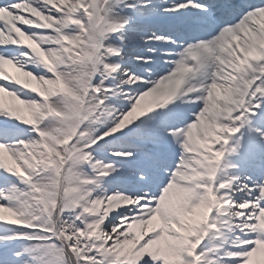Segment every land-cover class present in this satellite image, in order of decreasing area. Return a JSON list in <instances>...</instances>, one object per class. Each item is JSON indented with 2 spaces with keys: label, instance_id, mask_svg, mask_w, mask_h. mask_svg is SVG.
<instances>
[{
  "label": "snow or ice",
  "instance_id": "obj_1",
  "mask_svg": "<svg viewBox=\"0 0 264 264\" xmlns=\"http://www.w3.org/2000/svg\"><path fill=\"white\" fill-rule=\"evenodd\" d=\"M0 6L6 5L0 3ZM113 8L118 16H123L124 26L109 42L121 50L119 56L109 58V63L117 64L119 70L106 80L101 77L97 81L102 89L112 90L102 93L107 97L105 105L113 115L101 127V133L107 127H116L121 119L133 115L137 98L173 72L186 74V90L189 94H181L172 102L146 112L91 149L96 157L111 163L115 168L111 177L105 178L110 188L124 191L133 198L142 197L140 204L119 210L106 221L105 229L109 232L125 216L130 220L136 215H142L143 218L151 215V210L158 206L161 192L173 178L172 173L178 170V165L187 163L189 126L205 108L210 83L216 82L219 75L232 70L235 55L239 51L227 47L229 34H242L241 30L247 26L264 38V30L253 23V18L264 12V0H114ZM125 10L131 14L123 15ZM154 16L166 19L167 25L143 29L136 27L138 22H147ZM133 46L138 48V52L129 55L128 50ZM194 55L197 57L195 60L192 59ZM186 65L190 66L191 71H186ZM233 74L239 81L234 86L242 89V94L248 95V102L243 106H235L232 119L235 120L233 127L238 132L229 137L226 146H219L226 155L223 166L217 167L220 172L224 168L230 169L231 176L246 177L245 183L251 187L264 186V91H256L257 88L264 89V49L260 50L259 56L246 62L245 66ZM130 77L136 82L131 83ZM253 80L255 83L251 89L245 87ZM197 88L199 90H193ZM241 115L242 119L239 118ZM18 130L16 124L7 120L0 121V142H6ZM222 178L218 175L215 182L217 186ZM239 184V180L233 184V188L237 189L234 199L237 198ZM202 196L203 193L197 190L193 192L192 198L199 200ZM247 198L258 199V187ZM144 205L148 206L146 213L141 212ZM260 205L264 207V200H260ZM34 234L26 229L16 232L18 237ZM236 236L244 241H254L264 239V232L242 233L236 229L233 238ZM52 242L57 243L55 238ZM253 247L254 244L245 243L240 247L229 246L227 250L247 253ZM25 249L26 244L22 239L0 241V264H44V249L36 250L33 255H28ZM208 250V244H202L197 252ZM181 251L185 260L191 264L192 258L187 255V250L181 248ZM47 255L51 256L52 252H47ZM62 260L63 256L58 264H62ZM243 260V256H235L227 259L224 264H243ZM101 264H111V258L102 254ZM139 264L161 262L144 256Z\"/></svg>",
  "mask_w": 264,
  "mask_h": 264
},
{
  "label": "bare ground",
  "instance_id": "obj_2",
  "mask_svg": "<svg viewBox=\"0 0 264 264\" xmlns=\"http://www.w3.org/2000/svg\"><path fill=\"white\" fill-rule=\"evenodd\" d=\"M34 2V0H27L23 3V6L19 10H23L22 12H24V14L28 13L27 11L32 10ZM16 11L17 9H14L13 11L9 12L8 17L15 18L14 12ZM257 21L259 22L260 26H262L261 30H263L264 19ZM0 35H3V33H0ZM245 42H247V46H245ZM235 47L239 48V51L234 58V65H237L241 59H239V56H247L252 52L256 53L257 51L264 49V38L259 37L255 32L251 30L246 35L241 37V41ZM9 52L6 53L12 55V53ZM252 56H255V54H253ZM0 61H7L6 64L9 66V68L14 67L15 64L13 60L5 59L2 56H0ZM234 65L230 73H227V76L224 73V76H226L224 84L227 80L235 77L233 73L237 71V66ZM18 66H21V62L19 61L16 62V67ZM185 68L186 71H191L190 66L186 65ZM178 76L180 80H178ZM175 80L178 81L179 88H185L188 84L186 74L181 72H173L169 76L161 78V80L157 82L155 87L150 89L144 95L148 99L154 100V104L149 107L146 112L152 111L157 107L165 105L164 99L169 95L167 94L170 90L169 88H173V86L176 84ZM0 82L5 85L4 91H0V99L2 102L10 101L16 95H18L17 92L10 93L8 91L11 86L10 83H7L1 79ZM214 85H217V87H214ZM219 85L222 86L223 84L220 83ZM219 90L222 91L221 96H219L218 94ZM234 91L237 92V88L234 89L229 87L228 85H223L222 87H220V89H218V83L211 84L208 89L209 95L207 94L205 97V108L200 113L198 120L189 126L187 132V163L180 164V166L183 169L194 173L196 179L211 182L212 177L214 176V171L207 163L206 159L210 155L218 158L220 155L225 154V151L221 150L219 146L222 144L225 146L227 145L225 144V140L222 136V133H224L222 125H228V119H231L232 122V113L235 108H230L229 104L230 102H232L231 100H239L237 95L234 96ZM256 91L260 92L262 91V89L257 88ZM185 92L188 93L187 91ZM24 97L26 99L32 98L30 99L31 103L29 105H31V109L34 110V113H36L37 116L45 112L46 109L41 103V98L36 93L32 97ZM225 112L229 114L231 113V115L226 116L228 119H226L225 115L221 116V114ZM3 115H5L4 110L0 109V117H2ZM135 119L137 118L132 115L127 119H121L120 123L116 127L110 129L108 133L109 136L114 134L115 132L120 131L121 128L127 127L130 123L134 122ZM212 125L217 129L216 134L212 129ZM18 129L19 130L13 137L6 140L7 144L4 145L6 147L2 150V157L0 158V160L4 162L5 169L10 170L16 174H24L31 178H34L37 174H34L33 170H35L36 166H38V164L40 163L42 152L38 146L33 131H29L25 126H19ZM226 129L232 131L233 127H231L230 129L229 127H226ZM20 141H24V143H20ZM92 161L95 164H100L98 167L93 168V172L102 173L103 171H105L104 167L107 166V164L104 162V164L101 165V163L103 162L101 158L98 159L94 157L92 158ZM24 162H27V166L29 167L28 169L22 168L21 165H23ZM5 173L6 172L3 169H0V176ZM173 178L175 177L173 176ZM86 181H89L86 186L95 185L97 183L90 182V180ZM5 185L10 187H14L13 185H16L17 189L14 190L11 188L10 193L14 192L13 197H11L7 193H5L3 197H0V207L6 205L8 207V213H11L15 207H18L19 215L29 220L28 223L33 225L35 217H38V215H40V212L37 206L30 200L32 198V196H30L32 195V192L28 191V184L25 181L20 180H8L0 184V186L2 187H4ZM170 185H168L166 189L169 194L171 188ZM104 189L105 190L98 196L96 194V191L91 188L88 189L87 195L84 191L83 200L87 201V204L84 207H86L89 211L108 213L114 211L116 208L122 205H126V208L133 206V204L131 203L132 200L125 198H117L110 202V198L113 197L116 192L121 190H113L108 186L107 181L105 182ZM197 190L205 191V189L199 186L197 187ZM209 191L210 190H208L207 192ZM171 195L174 196L173 194ZM243 196L245 197L246 194H244ZM190 198V193L186 195L184 193L183 195H181L180 202L184 203L187 201V199ZM15 199L18 201H16ZM132 199L135 198L132 197ZM6 201H9V203H7ZM197 202V205L193 204L192 208L190 205L189 207L181 209L177 205L176 208L177 210L180 209L181 217H175L171 215L170 212L166 209V201L161 200V205L155 208L154 212H151V215H149L151 216V218L148 220V225H153L154 222L157 221L158 223L162 224L163 230H167L169 229V226H167V224L165 223L167 220L174 223L180 222L177 227V229H180L179 233L183 236H190L194 238L196 237V233L190 230V225L205 227L207 222L209 221L210 214L213 213V204L210 197L205 200L199 199ZM182 203H179V205H182ZM236 210L237 209L232 211ZM255 210H257V212H260L258 208H256ZM183 211H186L189 214H195V220L186 218ZM143 213H146V211L144 210ZM137 217L138 215L133 216L129 220V217L125 216L120 220V223L118 225H116L115 227L110 226V232L105 229V224L100 225L97 229H93L89 224L81 219V216L80 218H77V216L72 215L68 217V219L60 217L61 227L59 231L64 234V240H67L71 243V252L75 253L76 256L79 257V264H101L102 254H107V256L111 258V261L113 263V260L123 259L124 256L134 251L136 247L138 248L140 246H143L145 236L141 235V233H138L139 223L136 222ZM28 218H30L31 220ZM215 223L217 225V228L211 231L210 236L214 240H216V249L228 248L231 243H233L232 247H240L245 243V241L241 240L239 236L233 238V232L238 229V225L241 223L240 221H235V229L233 232L224 233L220 232V230L223 229L220 226L221 219L217 215H215ZM48 234L50 235H46L42 240L44 242L53 244L51 228L48 231ZM222 234H225L226 236L224 237L222 236ZM5 239H8V237L4 234H1L0 241H3ZM106 239L108 243L104 247L100 248L99 243L103 240L106 241ZM247 243H252L256 246L259 245L258 240L248 241ZM52 244L47 245L46 248L52 250ZM57 248L61 250L59 247ZM53 250L55 249L53 248ZM221 256L223 257L224 262L227 259L232 258L228 254ZM259 256L263 258L264 252L259 251ZM62 264H65V261H62Z\"/></svg>",
  "mask_w": 264,
  "mask_h": 264
},
{
  "label": "rangeland",
  "instance_id": "obj_3",
  "mask_svg": "<svg viewBox=\"0 0 264 264\" xmlns=\"http://www.w3.org/2000/svg\"><path fill=\"white\" fill-rule=\"evenodd\" d=\"M43 1H44V3H43L44 8H46L47 11L51 12L52 15H49V13L46 14L44 11L36 12L35 15H37L38 19H41L42 21H44L46 23L45 25L48 26L49 28L53 29L55 32L52 34H49V33L37 34L39 36V39L38 40L34 39V43L39 44V47H41V52H42L43 56L45 57V59L52 62L51 64L55 65L56 67H57L56 61H55L54 57L52 56V54L50 53L49 49H57L58 48V49H60L61 52H63V50L61 49V47L59 45L62 43L68 44V43H70V41H72L73 42L72 46H74V48H75V53H73L72 50H70L71 52H70L69 56H73L76 59L84 61L85 64H89V62L87 60H85L84 56H85V54H90V55L94 56L95 51L93 49L85 47V45L89 44V42L98 40V36L100 33L98 31H96L94 33L89 32V23L91 24V27H93L95 22L99 21V24H102L100 27H105L104 26V24H105L114 33L115 24H117V22L120 23L119 21H124V19L116 18L118 15L115 13L113 5H110L108 7V9L107 8L104 9V6L109 4L108 0H43ZM91 6H92V8L97 10V18H95V20H92L91 17L88 15V12H87V9ZM55 7L65 11L68 14V16L67 17L60 16V15L54 16L53 13H56ZM109 13H110V15L113 14V17L110 18ZM122 14L128 15L126 12H124ZM118 17H120V16H118ZM73 18H76V20H74ZM72 21L78 22V24L75 25L74 27H71ZM29 23H35L38 26L43 25L42 22L37 21L36 19L31 20V22H29ZM134 34L135 33H130L129 35H134ZM112 36H113L112 34H109L108 36H106L104 38V40L102 42V50L104 52H108V53L107 54L106 53L105 54L100 53V55L97 59L98 74L96 75V77L94 79L95 81L94 80L92 81L91 88H93V85H97V81L100 80L101 77H103V71H101V68L102 69L103 68H105V69H111L112 68V63L108 62L106 66L104 63H101V61L104 60L105 55H107V58L109 61V58H111L110 53L113 51V49L114 50L117 49V46L108 47L109 42H110V38ZM115 42L117 43L119 41H115ZM78 52H79V54H77ZM137 52H138V48L136 50H134L133 53H130L129 55H134ZM63 53H65V52H63ZM24 61L28 62L29 64H33L36 69H30L29 72L26 70V72L29 73L26 76L21 74L22 81L25 80L26 81L25 83L27 85H29L28 87H31V88H33L37 91H40V92L44 93L45 95H47L46 97H48L49 99H46L44 101V105L47 106L48 109L45 112H43V114L37 116L36 113H34V110L31 109V105H29L31 103L30 100L26 101L25 99H22L21 100L22 102H21V101H17L16 99H14L8 105L3 103L6 106V108H5L6 116L10 115L15 120L19 119V122H21L27 126L31 125L30 128L32 130H34L39 136H41L42 142H44L45 145L54 144L59 149V153H58L59 156L62 157L64 149H62L61 147H58V146H59V144H64L63 141H64L65 137H70L69 134L66 132V130L71 132L74 129H77V133L75 135L76 139L74 140V144H75L78 141V136L81 134V127L85 122L88 125L89 124H95V123L98 125H102V124L106 123V121L109 118V115L106 116L105 118H97V111L103 105L101 103L90 102L91 98H90L89 94L92 92H97V93H100L102 95V93H108V92H105V91L101 92L99 87H96L95 89H91L90 86L89 87L86 86L87 81H85V77L82 75V73L80 74V77H79L80 88H79V90L74 89L69 84H66L67 82L65 81V79L63 77H61L59 75V73H56L55 76H53V74H51L49 72H43L40 69V67L38 66L36 61H27V59H24ZM50 69L52 70V72H55V70H56L54 68V66L51 67ZM15 71H16L17 75L19 76L20 70H18V69H7L5 71L0 70V73H2L1 75H3L5 78L9 79L13 75V73H15ZM34 72H38L40 74L39 75L40 79L39 80L37 79L38 82H35V79H34L35 76L33 75ZM103 78L106 80L108 77H103ZM134 80L131 83H135L136 81H134ZM62 92H66L70 96L75 97L77 100L74 103H69V104L64 103L63 110H61L60 108H57L56 105L53 103V99L55 97H58V96L62 97L60 95ZM152 103H154L153 99L150 100V99L145 98L144 96L141 97L138 100V102H136L134 114L137 116L139 113L144 112L146 110L145 109L146 106H148ZM54 114H60L61 116H63L64 119H66L69 123H71L70 126L64 127L63 123L55 121L54 120L55 117H53ZM35 118H37V119H35ZM90 118H92L91 121H89ZM94 118L98 119V121L93 122ZM42 121H53V122H55V124H56L55 131H53V132L41 131V124H39V122H42ZM36 124H39V125L36 126ZM35 126H36V128H35ZM62 132H65V134L61 135ZM43 133H44V135H42ZM47 133L48 134L52 133L53 136H49ZM36 138H37V142L40 143V138L38 136ZM79 145L85 146L83 144H79ZM40 148H41L40 150H42V153H44L42 147H40ZM51 152H52L51 150L50 151L47 150L46 154H45V158H44V171L46 173H48V170L51 167H53L55 170V169H58L60 166L59 160H56L55 158L52 159L50 157ZM78 159L87 160V153H86V156H84V157L78 156ZM24 164H26V166L28 165L27 162H24ZM24 164L21 165L23 169L25 167ZM25 168L28 169V167H25ZM110 170L115 171V168L113 165L110 167ZM36 172L38 173V171H36ZM47 180L49 182L53 181L54 175L50 173ZM59 182H57V180H56V182H54V183L59 184ZM58 193H59V188L57 187L55 189L56 197H58ZM168 203H169L168 209H169L170 214L175 216V217L179 216L178 212L173 209V202L170 199H169ZM174 225H176V224H174ZM32 232L34 233V231H32ZM53 235H54V238L56 240L57 235L55 233ZM63 235L64 234H61L60 236L63 237ZM30 237H33L34 239L29 240V242L30 241L34 242L35 237L34 236H30ZM159 238H160L159 236L156 238V242H157L156 245L159 246V244H160L162 246L163 243H161V241H159L160 240ZM174 239H176V238H174ZM36 241H40L42 243H38V244L37 243H32V244L27 243L26 247L29 249H35V248H38V249H42V248L44 249L45 248L46 249L47 245L52 244L49 242H43L42 240H39V239ZM53 246L55 247V245H53ZM144 248L145 247H143L141 249L142 253L147 250V248H145V249ZM61 250H62V248H61ZM61 250L59 251L58 254H56V256H58V259L61 258V256H63V258L65 259L64 255H63V251H61ZM251 250H254V248H252ZM73 254H75V253H73ZM52 257H54V255H52ZM78 258L79 257H77L75 254V259L78 260ZM261 263L263 264L264 261L261 260ZM167 264H169V260H168ZM187 264H189V263H187Z\"/></svg>",
  "mask_w": 264,
  "mask_h": 264
},
{
  "label": "clouds",
  "instance_id": "obj_4",
  "mask_svg": "<svg viewBox=\"0 0 264 264\" xmlns=\"http://www.w3.org/2000/svg\"><path fill=\"white\" fill-rule=\"evenodd\" d=\"M89 31H92L91 24L89 23ZM108 47H112V45H108ZM50 53L54 57L57 67L55 72H53V76H55L56 73H59L61 77L65 79V81L72 86L74 89L79 90L80 88V81L79 77L80 74L85 70V67L81 64L79 59L74 58L73 56H68L65 53L61 52L60 49H49ZM107 55H105L104 60L101 61V63H104L105 66L108 63ZM45 71H51V69H45ZM108 75H111V73H108ZM131 79V77L129 78ZM94 88L99 87L98 85H93ZM90 95V102L92 103H101L105 105V100L107 99L106 96L101 95L97 92H92ZM53 103L56 105L57 108H60L63 110L65 99L64 97H55L53 99ZM106 106V105H105ZM104 126V125H103ZM101 126V127H103ZM56 124L53 121H42L41 123V131L43 132H53L55 131ZM90 125V129H91ZM101 127H98L97 129H94L91 131V135L93 137L92 141L88 144V148L93 149L100 141L106 139L109 137V131L111 127H107L105 131L101 133L100 129ZM20 143H24V141H20ZM4 171L7 173V169H4ZM9 175H12L8 173ZM48 173L44 174H37L34 179L37 181V183H43L47 179ZM106 177H100L97 180V183L95 185L91 186H84L85 188V194H88V189L91 188L96 191L97 196L100 195L105 189L104 185L106 182ZM13 179H17L13 176ZM91 198V197H89ZM79 206L81 207V212L77 216V218H80V215H83V208L87 204L86 200H79L77 201ZM65 207L71 208L72 211H75V204L65 205ZM39 222L46 227H52L59 231L61 227V220L59 214L55 216L54 219L45 216V215H38ZM94 219V218H92ZM57 240L59 241L58 246L63 249V255L65 257V264H79V261L75 259V254L71 252V243L67 240L61 239L57 237ZM17 255H20V253H17ZM27 264V262H26Z\"/></svg>",
  "mask_w": 264,
  "mask_h": 264
}]
</instances>
